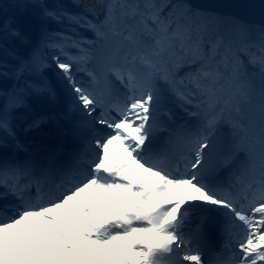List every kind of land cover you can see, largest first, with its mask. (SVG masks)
<instances>
[{
	"label": "snow or ice",
	"instance_id": "obj_1",
	"mask_svg": "<svg viewBox=\"0 0 264 264\" xmlns=\"http://www.w3.org/2000/svg\"><path fill=\"white\" fill-rule=\"evenodd\" d=\"M8 7L0 264H264V26L253 38L251 26L186 0ZM29 8L35 35L19 23ZM61 93L63 106L32 114L26 131L64 121L72 146L26 145L17 110L30 98L59 104ZM213 231L220 251L205 259Z\"/></svg>",
	"mask_w": 264,
	"mask_h": 264
},
{
	"label": "trees",
	"instance_id": "obj_2",
	"mask_svg": "<svg viewBox=\"0 0 264 264\" xmlns=\"http://www.w3.org/2000/svg\"><path fill=\"white\" fill-rule=\"evenodd\" d=\"M193 0H186L187 3H191ZM202 7L197 9L214 13L220 17H229L233 20L239 21L241 24L251 26L252 37L255 38L258 35L256 31L260 26H264V0H203ZM29 0H0V5H8L7 15L12 16L18 14L19 9L13 7L14 4L27 3ZM44 3L51 7L62 6L66 8L69 12L77 13L83 10V6L87 4L96 3V0H78L80 7H77V0H43ZM191 5V4H190ZM196 8V7H194ZM4 18L3 14L0 13V21ZM20 26L28 31L30 34L35 35L38 33L40 28V21L38 18L37 10L29 8L25 15L19 17ZM46 26L49 31H59L61 25L57 24L55 21L46 22ZM83 35L87 36L89 39L93 38L91 32H84L83 29L80 30ZM16 44L14 40L8 42V47L11 48ZM242 59L247 61L246 56H241ZM9 63L14 64L15 61L9 58ZM249 72H257L258 68L248 65ZM27 78V77H25ZM114 80V78H113ZM11 83V81H8ZM23 83V81H21Z\"/></svg>",
	"mask_w": 264,
	"mask_h": 264
},
{
	"label": "rangeland",
	"instance_id": "obj_3",
	"mask_svg": "<svg viewBox=\"0 0 264 264\" xmlns=\"http://www.w3.org/2000/svg\"><path fill=\"white\" fill-rule=\"evenodd\" d=\"M203 2H204L203 0H199V3H198L199 6L197 8L204 6ZM48 75L52 79L53 84H54V82H56L55 78H54V75L52 73H49ZM81 75H83V74H81ZM54 86H56V83L54 84ZM96 87H97V89L99 91H103L104 88H105V85H104L103 82H101ZM112 87H113V89L115 87L116 88L118 87L120 89L119 92H123L124 91L123 86L119 83V81H116L115 79L112 80ZM116 90H118V89H116ZM65 102L66 101H65V98H64L62 93H61V99H60V103L59 104H52V103H48V102H45V101H41L40 99H37V98H30V100H29V108L28 109L21 108V109L17 110V116L22 117V119H19V120H17L15 122L17 124V128H16L17 136L21 139V141H23L28 146L40 145L41 135L38 136V134H36V130H27L26 131L27 119L32 114L43 112L42 109L45 110L44 112L52 113V112L58 110L59 107L63 106V104ZM35 104L36 105H40L41 107H39V109H34L35 108V106H34ZM52 106H53V109H51ZM36 110H39V112L36 111ZM191 120H192V122H195V118H191ZM42 126L43 127H47L50 132L53 129H55V128H59L60 132H62L63 127L65 126V122L60 121L59 122V126H58L56 121L49 120V121H46ZM60 135H61V133H60ZM66 138L70 140V138H68V137H66ZM62 142L63 141H60L59 144H61ZM64 145L66 147H68L67 144H64ZM21 155H23V153H21ZM33 192H34V190H33Z\"/></svg>",
	"mask_w": 264,
	"mask_h": 264
},
{
	"label": "bare ground",
	"instance_id": "obj_4",
	"mask_svg": "<svg viewBox=\"0 0 264 264\" xmlns=\"http://www.w3.org/2000/svg\"><path fill=\"white\" fill-rule=\"evenodd\" d=\"M55 83L56 82H54V84ZM56 86L58 87V85H56ZM34 106H35L34 109H39V107H41L40 105H36V104ZM51 109H53V106L51 107ZM36 111L39 112V110H36ZM42 111L44 112L45 110L42 109ZM62 122H64V121H62ZM57 125L59 126V123H57ZM42 127L39 130H36V134H38V136L41 135L40 145H43V146L57 145V144H59L60 141H63L62 143L67 144L68 148H70L72 146L71 139L69 140L66 137H61V135H60L61 132H60L59 128H55L50 132L47 127H43V128ZM194 219H195V216L193 217V221H194ZM193 221H192V223H193Z\"/></svg>",
	"mask_w": 264,
	"mask_h": 264
},
{
	"label": "water",
	"instance_id": "obj_5",
	"mask_svg": "<svg viewBox=\"0 0 264 264\" xmlns=\"http://www.w3.org/2000/svg\"><path fill=\"white\" fill-rule=\"evenodd\" d=\"M198 3H199V0H194V1L191 2V5L193 7H196L197 8L199 6Z\"/></svg>",
	"mask_w": 264,
	"mask_h": 264
}]
</instances>
